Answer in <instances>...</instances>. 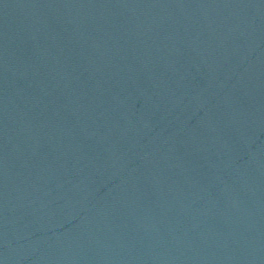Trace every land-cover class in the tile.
I'll return each mask as SVG.
<instances>
[{
    "label": "water",
    "instance_id": "1",
    "mask_svg": "<svg viewBox=\"0 0 264 264\" xmlns=\"http://www.w3.org/2000/svg\"><path fill=\"white\" fill-rule=\"evenodd\" d=\"M0 264H264V0H0Z\"/></svg>",
    "mask_w": 264,
    "mask_h": 264
}]
</instances>
